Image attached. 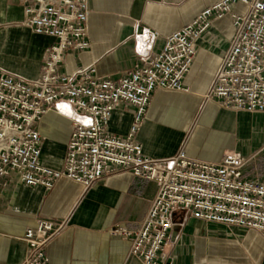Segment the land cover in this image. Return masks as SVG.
Here are the masks:
<instances>
[{"label": "crops", "instance_id": "obj_1", "mask_svg": "<svg viewBox=\"0 0 264 264\" xmlns=\"http://www.w3.org/2000/svg\"><path fill=\"white\" fill-rule=\"evenodd\" d=\"M29 0H0V78L34 79L42 73L53 37L25 23ZM218 0H90L91 46L69 50L63 69L73 73L94 65L103 77L120 79L160 50L167 35L193 21ZM239 2L235 10L245 12ZM159 36L150 41L153 33ZM235 35L232 14L213 22L198 41L184 78L189 90L154 91L137 139L146 153L162 158L184 148L188 154L219 161L229 150L247 158L246 177L264 176V111L225 108L203 94L211 87ZM136 107L125 102L112 113L108 131L126 134ZM73 117L55 109L40 123L43 160L62 167L73 132ZM158 183L130 169L106 174L91 186L66 175L51 189L0 176V264H21L27 253L26 229L40 218L65 221L49 246L51 264H145L131 251L132 237L115 226L140 227L157 195ZM171 237L159 264H264V234L255 228L208 222L187 211L175 215Z\"/></svg>", "mask_w": 264, "mask_h": 264}, {"label": "built area", "instance_id": "obj_2", "mask_svg": "<svg viewBox=\"0 0 264 264\" xmlns=\"http://www.w3.org/2000/svg\"><path fill=\"white\" fill-rule=\"evenodd\" d=\"M245 3V12L235 10ZM90 0H29L25 23L53 37L40 76L0 78V176L16 175L22 184L51 189L62 175L91 186L106 174L130 169L158 183L143 224L118 225L115 234L132 237L131 251L145 264H159L175 215L187 211L210 222L255 228L264 234V176L246 177L248 158L229 150L221 160L194 157L182 148L167 157L144 150L137 131L158 88L189 90L184 78L198 51V41L213 22L232 14L235 35L204 98L225 108L264 111V0H218L167 35L158 53L120 79L103 77L94 65L70 73L63 69L69 50L91 46ZM159 33L148 36L153 41ZM125 102L136 107L126 134L108 131L112 113ZM50 109L73 117L64 165L43 160L40 123ZM65 221L40 218L26 229L28 248L21 264H51L49 246ZM165 264H172L166 262Z\"/></svg>", "mask_w": 264, "mask_h": 264}]
</instances>
